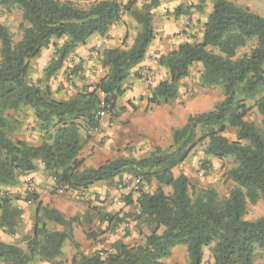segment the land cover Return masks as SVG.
Returning <instances> with one entry per match:
<instances>
[{"label":"trees","instance_id":"1","mask_svg":"<svg viewBox=\"0 0 264 264\" xmlns=\"http://www.w3.org/2000/svg\"><path fill=\"white\" fill-rule=\"evenodd\" d=\"M159 4V0H150L138 10L133 8V1L122 7L116 0H105L81 10L70 0H0L2 8H18L23 20L22 35L16 43L8 29L0 25V187L14 185L20 175L34 171V161L41 159L56 187L65 191L111 182L125 171L171 189L169 194L161 188L153 193H136V219H144L150 227L142 244L129 246L118 241L110 250L92 257L77 253L70 264H164L177 246L186 247L187 264H203V249L207 247L213 264H252L256 249L264 250V216L248 221L245 215L248 204L264 202V132L245 117L255 108L264 120V17L229 0H214L201 41L182 43L159 59L169 79L154 88L148 105L175 101L179 82L194 64L201 65L202 86H221L224 94L212 111L191 115L182 127L173 129L167 151L156 148L147 158H118L87 169L77 158L89 139L88 133L99 125L96 88L106 95L107 111H113L124 92L123 81L144 60L154 39L151 12ZM125 12L141 30L129 49L103 51L101 66L107 74L94 91L81 90L67 101L58 100L49 87L40 88L28 81L30 61L52 39L65 38L66 42L44 70L46 80L56 74L73 49L94 34L105 35ZM250 42L254 46L249 52L238 56ZM75 71L71 75H76ZM248 100L254 101L253 106H247ZM23 110L32 111L37 128L44 134L39 146L9 137L10 114L19 115ZM228 129H235V140L224 136ZM204 140H208L207 157H231L236 163L228 172L235 188L222 200L213 190L193 198L187 177H175L172 172ZM124 197L125 205L133 203L130 195ZM21 213L8 193L0 194V227L5 233L14 234ZM36 214L25 250L0 240V264H30L35 257L55 264L66 240L77 248L70 235L75 218L66 220L56 210L41 205ZM104 217L108 224L114 220L112 215ZM46 221L63 226L64 231L47 230ZM113 222L114 227L121 223Z\"/></svg>","mask_w":264,"mask_h":264},{"label":"rangeland","instance_id":"2","mask_svg":"<svg viewBox=\"0 0 264 264\" xmlns=\"http://www.w3.org/2000/svg\"><path fill=\"white\" fill-rule=\"evenodd\" d=\"M59 1L64 2L67 0ZM100 1L105 0H70L73 6L81 10H88L91 6ZM116 1L122 7L133 1V8L142 10L150 0ZM213 1L214 0H185L177 5L178 3L174 2V0H159V6L163 3L164 9L160 15L155 17L153 22L151 21V25L153 23L154 29L156 28L159 30L160 28H163V30H168V37L163 39V37H159L158 35L154 36L151 43V46H153L154 49L147 52L148 60L151 62L155 61L154 65L144 67L128 74L122 84L124 92L117 99L113 111H103L97 107L98 111L96 112V118L98 119L99 124L97 130L101 131V134H103L100 135L98 144L105 145L106 141H111L110 150L112 151V156L107 161L118 158H132L136 160L147 158L156 148H160L162 151H167L172 144L173 129L182 127L184 122H186L187 118L191 115L212 111L215 106L223 100L224 94L221 86H202L201 65L194 64L190 68L189 75L179 82L178 97L175 101L161 106L147 104V100L151 97L154 88L160 82L169 79L167 70L159 65V59L177 49L180 44L187 42L185 40H188L190 43L201 41L204 24L212 10ZM229 1L237 7L247 8L252 13L264 17V0ZM176 13L178 14L176 15ZM193 21L195 22L193 33L188 34L185 30L181 31V25L188 28L189 24ZM115 23L118 25H115ZM115 23L110 26L113 27L115 25L111 28L113 29V32L111 31L110 34L106 33L104 36L100 35V38H98L97 44L100 46V49L94 51L96 55L93 57L94 61L90 68L87 69V74L78 73L77 65H71L66 68L62 78L65 80L68 78V81L76 79V81H72V85L69 83L70 87L73 89L72 96H75L77 92H80L81 90L86 92L94 91L107 74V69L101 66L103 51L114 48L122 50L129 49L141 30L140 26L132 20L128 12L123 13L119 21ZM0 25H4L8 29L12 41L16 43L22 35L23 20L21 11L16 7H11L9 9L0 7ZM118 26H124L126 33L118 34ZM65 42V38L59 40L52 39L49 45L45 48L46 50H49L50 57L56 55V52H58ZM253 46L254 42L248 43L247 47L238 51V56L248 53ZM161 48L164 50L160 55ZM72 52L73 51L69 53L67 56L68 58ZM150 52H152V54H150ZM75 70H77V74L75 75V78H71L73 76L71 74ZM83 70L84 69L81 71ZM143 72H147L148 75L144 76ZM35 74H38V70H36ZM38 78L40 77H37V80L40 81ZM60 86L63 87L61 83H57L58 90ZM97 98L98 101L104 99L106 101V95H97ZM246 104L247 106H253L254 101L248 100L246 101ZM163 110L166 113L165 115L170 116V118L174 120V125H172L170 129L166 124H162L159 121V123L155 122L156 119L161 120V115L158 116L156 111L160 113ZM10 118H12V121H10L12 127L9 135L10 139L13 141L18 140L23 136L22 132H25L24 135L29 136V139L31 140L39 139L38 136H35L36 138H34L33 134L29 132V129H26L24 126L25 118L29 120L28 111L23 110L19 115L11 113ZM16 118L20 121H17ZM245 121L252 123L258 131L264 132V120L255 108L246 115ZM28 125H30V123H28ZM106 132H108L109 135H105ZM235 133V129H228L224 133V136L229 140H235ZM207 143L208 140H204L201 143L196 144L189 157L182 164L175 167L172 172L175 177L179 175L187 177L189 181V193L193 198L201 194V192L213 190L218 199L222 200L227 198L230 191L235 188V184L228 177V172L236 167V163L231 157L223 160L213 158L210 160L207 159L208 157L205 154ZM21 176L22 175L18 177L14 185L0 187V194L8 193L12 200V204L19 207L22 210L21 212L24 213L27 210H30L31 213H29L28 216H31V220L35 222L37 216V214L34 215L33 213L37 199V195L35 194V184L32 181L22 180V178H20ZM132 177L133 175L126 171L121 173L116 178V181L111 188L117 189V186L121 182L129 180ZM144 182L145 185L142 192L153 193L159 188H161L165 194L171 192L170 188L160 186L153 179ZM55 192L56 188L53 189L52 193L55 194ZM76 201L84 206L90 204L89 201L82 200L80 197L76 198ZM111 201L113 204L115 201V195L111 198ZM88 210H90V208H88ZM85 214H87V216L92 215V213H84V215H82L83 219L85 218ZM262 216H264V202L262 200H259L255 205L248 204L247 213L245 215L246 220L255 221ZM22 224L25 223L24 220H21L20 218L13 235H8L3 228L0 227V238L2 235H6L10 237V243L25 250L26 241L31 237L33 227L22 231ZM113 230L116 229L110 227L111 233ZM85 231L90 232V235L96 234L91 227ZM97 231L99 232V230ZM124 231L127 232L126 229ZM145 236L139 239H131L128 245L136 246L142 244ZM70 247L73 249V246L70 245ZM205 254H208L210 257L208 247L205 249ZM39 260V258L35 257L30 264H36ZM259 263H264V250L262 249H256L252 264ZM55 264L62 263L55 261Z\"/></svg>","mask_w":264,"mask_h":264},{"label":"crops","instance_id":"3","mask_svg":"<svg viewBox=\"0 0 264 264\" xmlns=\"http://www.w3.org/2000/svg\"><path fill=\"white\" fill-rule=\"evenodd\" d=\"M174 2L178 3L177 5L181 3V1ZM163 9L164 5L162 3L161 6L152 10V22L155 20L156 16L162 13ZM115 25L118 24L115 23ZM194 26V21L189 24L188 28L181 25V31L185 30L188 34H191L194 32ZM113 27H110V30L107 31V34H110L111 31L113 32V29H111ZM117 30L118 34L126 33L124 26H118ZM153 30L154 36L158 35L159 37H163V39L168 37V30H163V28H160L159 30L156 28L154 29V26ZM98 38H100V35L94 34L84 44L79 45L76 49H74L72 54L70 55L71 58L69 57V59L68 57H66L60 69L54 76H52L48 80H46L45 78L44 70L48 67L51 61L55 60L57 57L56 55H52L50 57L49 50L43 49L37 57L30 61L28 81L40 88L49 87L53 97L58 100L67 101L70 98H73V89L70 87L69 83L72 85V81L74 82L76 81V79L68 81V78H66L65 80L62 78V75L66 71V68L70 67L71 65H77L78 73L87 74V69L90 68L92 62L94 61L93 57L94 55H96L94 51L100 49V46H98L97 44ZM185 41L188 42V40ZM152 49L154 48L150 45L147 52ZM160 50L161 55L164 49L161 48ZM147 52L144 60L131 72L154 65L155 61L151 62L148 60ZM82 69L84 70L81 71ZM36 70H38V74H35ZM37 77H40L38 78L40 79V81L37 80ZM71 78H75V75H73ZM57 83H61L63 85V87L60 86L59 90L57 88ZM28 113L29 120L25 118L24 126L26 129H29V132L33 134L34 138L38 136L39 139L31 140L29 139V136L24 135L25 132H22L23 136L18 140L25 141L32 146H39L43 141L42 137L44 134L39 130V128H37L38 125L32 111L28 110ZM156 113L158 116L161 115V120L156 119V123L160 122L162 124H166L169 129L172 125H174V120H172L170 116L165 115L166 113L164 112V110L160 113L156 111ZM28 123H30V125H28ZM185 123L186 122H184V124ZM106 134L109 135L108 132H106L105 135ZM88 135L89 139L85 140L86 135L84 131L82 132V138L85 140V143L82 149L79 151L77 158L78 160L82 161L83 169L98 168L112 156V151L110 150L111 141H106L105 145H99V137L103 134H101V131H98L97 128L90 130ZM207 159L210 160L212 158L208 157ZM34 165V171L25 173L20 177L24 181H32L35 184V194L37 195V199L36 207L33 212L34 215L37 213V206L41 205L43 207H48L49 209L56 210L66 220H70L72 218L76 219V221L72 223L70 235L72 238V242L77 245V248H74L70 240H66L62 247V254L56 259V262L62 264H70L71 260L77 253L92 257L99 251L110 250L111 245L115 242L121 241L125 244H128L131 239H139L150 233V227L148 226L146 221L144 219H136V215L138 213L136 199L138 197V194L129 193L126 191V195L131 196L133 203L130 205H125L123 201L121 204H118L119 198L122 193L119 192L118 189L111 188V186L116 181V178L111 182L96 183L88 187L87 189L68 190L60 194L57 193L58 187H56L53 178L49 176L45 171L41 159L35 160ZM55 188L56 192L55 194H53L52 191ZM77 195L78 197H80V199L89 201L90 204L84 206L83 204L78 203L76 201V198H78ZM114 195L115 201L112 204L111 198L114 197ZM88 208H90V210H88ZM29 213H31L30 210L21 213L20 218L21 220H24L25 223L22 224V231H25V229L28 230L30 227H33L34 222L31 220V216H28ZM84 213H92V215L87 216V214H85V218L83 219L82 215H84ZM105 215H112L114 216V220H120L121 223H117L116 227H114V220L110 224H108L104 219ZM45 223L46 228L49 231H64L63 226L55 224L54 222L46 221ZM89 227H91L96 232V234L90 235V232H86L85 230ZM110 227H113V229L116 230H113L111 233ZM125 229L127 232L124 231ZM97 230H99V232ZM88 234L91 237H88ZM9 239L10 237L6 235H2V237L0 238V240L5 243L13 244L9 242ZM70 245L73 246V249L70 247ZM205 249L206 248L203 249V264H213V261L208 256V254H205ZM187 261L188 254L186 247L177 246L173 249L171 256L164 260V264H187ZM36 264L54 263L39 260Z\"/></svg>","mask_w":264,"mask_h":264},{"label":"built area","instance_id":"4","mask_svg":"<svg viewBox=\"0 0 264 264\" xmlns=\"http://www.w3.org/2000/svg\"><path fill=\"white\" fill-rule=\"evenodd\" d=\"M150 54H152V52H150ZM143 75L147 76L148 74H147V72H143ZM95 91L97 92V95L105 96V93H103L101 90L96 89ZM98 107L100 109H102L103 111L107 110V105H106L105 99L99 100ZM144 185H145V182L139 176L138 177H132L129 180H124L123 182H121L117 186L118 191L122 193L120 198H119L118 204H121L123 202L124 196H126V193H125L126 191L129 193H135L136 194V193H139L142 191ZM63 192H65V189L60 188V187L57 188V193L61 194Z\"/></svg>","mask_w":264,"mask_h":264}]
</instances>
